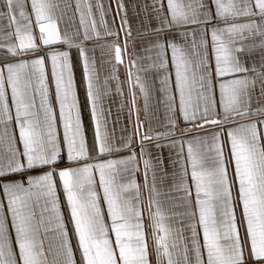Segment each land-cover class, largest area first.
Instances as JSON below:
<instances>
[{
    "label": "snow or ice",
    "instance_id": "snow-or-ice-1",
    "mask_svg": "<svg viewBox=\"0 0 264 264\" xmlns=\"http://www.w3.org/2000/svg\"><path fill=\"white\" fill-rule=\"evenodd\" d=\"M0 264H264V0H0Z\"/></svg>",
    "mask_w": 264,
    "mask_h": 264
},
{
    "label": "crops",
    "instance_id": "crops-1",
    "mask_svg": "<svg viewBox=\"0 0 264 264\" xmlns=\"http://www.w3.org/2000/svg\"><path fill=\"white\" fill-rule=\"evenodd\" d=\"M76 0H71V3L74 7ZM89 2H95V0H89ZM106 3L111 2V0H105ZM143 2L145 3H150L151 0H143ZM125 3H129V0H125ZM113 7V13L112 15L109 17V20H111L113 17H115V4H112ZM132 13H131V9H129V16L131 17ZM116 20V27H119V17H115ZM77 22H78V16H77ZM61 27H63V25H61ZM75 55V54H74ZM75 71V75L77 77V80L79 81L80 77H81V70L80 69H74ZM108 71V67L107 65L104 66L102 73H101V79L103 77V74L106 73ZM120 75H121V79L124 78V69L123 67H121L120 69ZM113 87H114V83H113ZM121 98L116 96L115 93L113 92L111 99L109 100V104L111 105V109H112V122L109 124V128L110 130L115 127L116 130V135L119 136L121 135V128L122 127H126L129 131L131 130V124H129L128 121V112H127V108H125L121 113L117 112V104L120 103ZM141 105L143 103V101H140ZM117 115H120V120L119 123L115 122V117ZM141 115H143V113H141ZM162 115V112H161ZM135 119V116H133V120Z\"/></svg>",
    "mask_w": 264,
    "mask_h": 264
}]
</instances>
